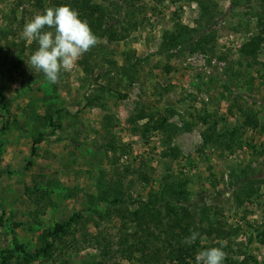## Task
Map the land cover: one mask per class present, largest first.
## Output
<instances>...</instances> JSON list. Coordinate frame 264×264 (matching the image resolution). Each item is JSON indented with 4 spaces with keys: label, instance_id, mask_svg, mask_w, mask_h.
I'll return each mask as SVG.
<instances>
[{
    "label": "rangeland",
    "instance_id": "1",
    "mask_svg": "<svg viewBox=\"0 0 264 264\" xmlns=\"http://www.w3.org/2000/svg\"><path fill=\"white\" fill-rule=\"evenodd\" d=\"M93 1L123 9L106 71L95 83L80 57L51 84L21 37L40 12L0 0V264L77 214L78 244L31 264H94L104 248L106 264H129L107 201L115 182L134 201L171 200L169 185L184 183L196 252L223 246L224 264H264V0ZM127 229L131 244L144 236Z\"/></svg>",
    "mask_w": 264,
    "mask_h": 264
},
{
    "label": "trees",
    "instance_id": "2",
    "mask_svg": "<svg viewBox=\"0 0 264 264\" xmlns=\"http://www.w3.org/2000/svg\"><path fill=\"white\" fill-rule=\"evenodd\" d=\"M17 2L19 9L23 7L24 10L26 7L31 6L32 8H37L40 14L49 7L61 5H69L76 10L79 18L88 22L92 32L99 39V43L95 47L81 56L79 65L88 78L93 79L95 83L99 81L100 75L106 71L104 67L106 65L108 67L110 62L108 57L110 43L115 42V39H121L119 34L115 38V23L112 19L115 13L116 16L123 15L121 4L116 7L117 11H115V6H113L115 4L107 7L96 4L93 0H17ZM25 14L26 12L22 13L23 16ZM13 26H15V22ZM100 41H105L107 44L103 45ZM258 41L261 44V39H258ZM26 46V43L23 44L24 50H30L31 53H34L38 49V42L33 41L32 45L28 46V49H26ZM18 65L23 68V64L20 62ZM3 100L4 94L0 91V101L3 102ZM43 119L54 129L59 127L56 123L54 124V118L50 117L49 113ZM43 142L44 138L42 136L33 141L32 157L37 155V146ZM119 184V182H115V189L106 192L107 197L110 199L107 201L111 202L114 207L111 208L114 209L113 215L121 220L123 227L121 231L123 236L120 238L122 248L118 254L122 255L126 261H130L129 264H135L132 261L138 255L141 256V264H189L187 261L196 256V249L199 246L183 243L184 238L190 235L193 227H197V224L191 226L186 222L188 214L183 200L188 199V194L184 189L185 184L180 182L175 187H171L174 184L169 185L168 191H171L172 199L168 201L166 200L165 190L151 193L146 201L129 200L126 197L127 194L118 187ZM111 198H113L112 201ZM96 210H98L96 206L92 208V211L96 212ZM164 216L167 217V222H165ZM82 217L81 214H77L70 218L69 221L57 224L53 231L46 233L44 246L38 248L34 253L26 251L22 246L15 245V248L8 253L7 257L3 256V263L16 260L18 264H31L37 260L51 259L58 252L65 251L71 245L78 244L75 232L78 227L74 226L78 225L79 220H83ZM131 225H135L138 232L144 233L140 241L138 240L135 244H131V237L127 229ZM158 242L165 247L157 246ZM202 249H205V247H202ZM99 251L102 259L100 262H94V264H106V259L110 257L113 249L104 248L99 249ZM114 264L124 263L115 261Z\"/></svg>",
    "mask_w": 264,
    "mask_h": 264
},
{
    "label": "clouds",
    "instance_id": "3",
    "mask_svg": "<svg viewBox=\"0 0 264 264\" xmlns=\"http://www.w3.org/2000/svg\"><path fill=\"white\" fill-rule=\"evenodd\" d=\"M21 37L38 42V49L30 56L29 67L43 73L47 82L58 84L61 72L71 71L80 57L99 43L88 22L79 18L69 5L49 7L42 14L26 22ZM200 232L191 230L183 243L194 244ZM226 253L221 247L200 250L195 264H224Z\"/></svg>",
    "mask_w": 264,
    "mask_h": 264
}]
</instances>
